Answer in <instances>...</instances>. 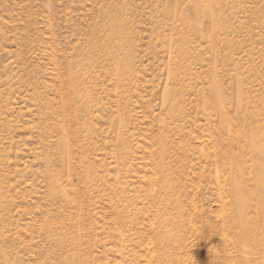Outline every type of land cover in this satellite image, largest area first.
<instances>
[{
	"label": "rangeland",
	"instance_id": "374dc122",
	"mask_svg": "<svg viewBox=\"0 0 264 264\" xmlns=\"http://www.w3.org/2000/svg\"><path fill=\"white\" fill-rule=\"evenodd\" d=\"M251 137L264 0H0V264H264Z\"/></svg>",
	"mask_w": 264,
	"mask_h": 264
},
{
	"label": "bare ground",
	"instance_id": "6f19581e",
	"mask_svg": "<svg viewBox=\"0 0 264 264\" xmlns=\"http://www.w3.org/2000/svg\"><path fill=\"white\" fill-rule=\"evenodd\" d=\"M241 140L240 142L242 143L243 148H250L253 151H258L263 153V145L261 140H259L257 137H251L250 139H247V141ZM239 142V143H240ZM263 156V155H262ZM257 173L262 174L263 169L262 167L257 168ZM248 184V180L244 178L242 175L240 178H237L233 181L232 184V193L235 197V209L237 211L236 219L235 222L236 224H239V230L240 234L242 235H247V238H252L250 236H254L256 233V228L255 225L256 221L252 223L253 219V211H254V206L251 204V202L255 199V197H251V193L246 189V185ZM260 187L262 188L263 192L261 194V197L259 199L261 200V203H257V208L255 209L256 212L254 216H258L259 218L264 216V181H261ZM258 198V197H257ZM257 217V218H258ZM255 218V217H254ZM261 231L264 235V228H261ZM264 237V236H263ZM238 264H251L250 262L246 260L240 261Z\"/></svg>",
	"mask_w": 264,
	"mask_h": 264
}]
</instances>
